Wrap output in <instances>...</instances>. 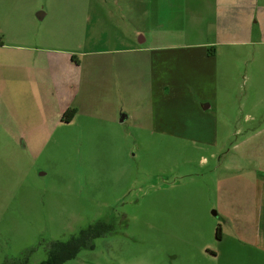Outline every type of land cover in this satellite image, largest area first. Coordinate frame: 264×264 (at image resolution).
Here are the masks:
<instances>
[{"label": "rangeland", "instance_id": "1", "mask_svg": "<svg viewBox=\"0 0 264 264\" xmlns=\"http://www.w3.org/2000/svg\"><path fill=\"white\" fill-rule=\"evenodd\" d=\"M64 1L46 6L38 0L34 13L70 10ZM47 20L35 16L34 33ZM96 22L99 38L116 36L109 19ZM253 49L219 56L216 101L203 110L197 100V115L174 110L183 127L177 137L164 132L169 123L162 118L163 132L130 122L75 124L37 134L25 146L0 125V264H40L51 242L68 241L97 223L108 226L106 233L64 264H264L260 244L237 242L216 207L219 187L238 186L235 176L252 174L235 145L260 121H250L241 108L252 91H264V82L255 84L264 71L256 72ZM179 69L190 77V68ZM203 70L193 72L199 80ZM166 72L163 67V77ZM204 115L214 119L211 130H201Z\"/></svg>", "mask_w": 264, "mask_h": 264}, {"label": "crops", "instance_id": "2", "mask_svg": "<svg viewBox=\"0 0 264 264\" xmlns=\"http://www.w3.org/2000/svg\"><path fill=\"white\" fill-rule=\"evenodd\" d=\"M67 2L70 10L35 14L38 0H0V125L16 144L30 146L37 134L75 124L108 128L130 122L163 132L162 118L169 123L164 132L177 137L183 127L174 110L197 115V100L203 110L216 101L219 56L253 46L255 70L264 71V0ZM35 16L48 20L34 33ZM100 18L116 25V36L95 35ZM179 68H190V77ZM199 68L200 80L193 73ZM241 105L250 121L260 120L235 145L252 174L235 176L238 186L219 187L217 214L232 225L237 242L260 244L264 253V91H252ZM71 109L73 116L62 120ZM203 118L202 131L215 127L213 118Z\"/></svg>", "mask_w": 264, "mask_h": 264}, {"label": "trees", "instance_id": "3", "mask_svg": "<svg viewBox=\"0 0 264 264\" xmlns=\"http://www.w3.org/2000/svg\"><path fill=\"white\" fill-rule=\"evenodd\" d=\"M2 43V37L0 36V45ZM74 113V109L67 110L62 116V120H69ZM107 227L104 223H97L86 230L80 231L78 236L71 237L68 241L51 242L48 249V257L40 264H64L66 261L74 259L81 249L91 246L93 239L104 235ZM220 231V227L217 226L215 235L218 239L220 238Z\"/></svg>", "mask_w": 264, "mask_h": 264}]
</instances>
